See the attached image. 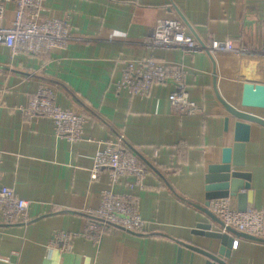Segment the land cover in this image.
<instances>
[{"label": "crops", "instance_id": "obj_1", "mask_svg": "<svg viewBox=\"0 0 264 264\" xmlns=\"http://www.w3.org/2000/svg\"><path fill=\"white\" fill-rule=\"evenodd\" d=\"M5 8L8 26L14 6ZM43 15L64 20L74 35L90 41L13 56L0 45V186L13 187L29 203L26 222L0 220V264H204L203 255L182 243L216 250L218 240L192 233L198 222H207L194 205L204 202L207 166L219 163L221 149L233 143L236 118L225 105L264 119V59L148 50L138 41L157 20L173 18L199 41L231 39L238 46L262 47L264 0H46ZM147 56L182 68L201 115L176 110L167 83H153L144 96L118 90L126 63ZM246 84L254 96L248 104ZM40 88L52 90L60 108L84 116L79 140L56 134L46 116L24 115ZM118 135L148 167L139 184L123 176L111 186L105 169L90 178L94 152ZM180 141L184 160L178 158ZM230 171L249 174L256 199L248 206L264 211V126L250 123L244 163ZM110 187L135 199L149 233L120 228H105L98 238L85 233L87 211L98 207ZM57 233H67L68 248L54 240ZM260 238H235L225 263L264 264V230Z\"/></svg>", "mask_w": 264, "mask_h": 264}, {"label": "built area", "instance_id": "obj_2", "mask_svg": "<svg viewBox=\"0 0 264 264\" xmlns=\"http://www.w3.org/2000/svg\"><path fill=\"white\" fill-rule=\"evenodd\" d=\"M45 1L0 0V45L7 47L12 56L18 53L37 54L41 51L63 48L70 43L90 41L88 37L74 35L64 20L44 16ZM6 3H12L14 6V17L8 26L3 24ZM138 43L148 50L177 48L184 54L203 51L210 55L225 53L264 59V46L249 48L238 46L231 39L208 38L206 41H199L186 33L180 20L173 18L157 20L147 38ZM155 82L172 86L167 98L176 110L186 115L203 113L202 107L189 97L182 68L167 65L152 56L128 61L117 88L125 89L130 95L144 96ZM53 96L52 90L40 88L24 109V115L46 116L52 121L56 134L70 141L79 140L85 123L84 116L74 109L60 108L55 104ZM100 169L108 172L111 186L119 182L123 176L134 177L135 182L139 184L148 172V167L141 158L126 146L123 135L108 140L103 148L94 152L90 169L91 180L97 177ZM28 206V201L19 197L13 187L0 186L1 221L26 222L25 213ZM208 209L223 222L224 227H231L256 237H261L263 234L264 211L262 209L248 206L244 211H240L231 197L210 200ZM87 213L91 220L86 226L85 233L87 235L95 233L97 238L105 228L121 227L124 231L144 234L150 231L149 222L140 215L135 199L128 195L115 194L111 187L102 191L98 207L88 210ZM55 235V241H60L66 248L69 247L67 233Z\"/></svg>", "mask_w": 264, "mask_h": 264}, {"label": "water", "instance_id": "obj_3", "mask_svg": "<svg viewBox=\"0 0 264 264\" xmlns=\"http://www.w3.org/2000/svg\"><path fill=\"white\" fill-rule=\"evenodd\" d=\"M244 94V103L253 102L254 96L250 84L244 86ZM225 108L231 117L236 118L232 135L233 143L231 146H225L221 149L219 163L207 166L204 174V202L202 205H194L206 216L207 222H198L192 231V233L204 238L218 240V245L214 252H210L190 243H182L192 253L197 252L203 255L205 257L204 264H226L224 260L229 258L235 238L263 241L260 237L237 231L231 227H224L223 222L208 209L212 199L234 197L236 198L237 209L244 211L248 204L252 205L256 199L255 191L250 189L249 174L230 171V167L231 165H243L245 142L250 137V123L264 126V119L230 105H225ZM223 122V128L226 130L229 117H224ZM117 228L122 229L121 227Z\"/></svg>", "mask_w": 264, "mask_h": 264}, {"label": "trees", "instance_id": "obj_4", "mask_svg": "<svg viewBox=\"0 0 264 264\" xmlns=\"http://www.w3.org/2000/svg\"><path fill=\"white\" fill-rule=\"evenodd\" d=\"M40 53H43L42 51L37 53V54H40ZM185 145L182 141L178 142L177 144V152H178V158L180 160H184L185 159V155H186V150H185ZM91 220V218H89ZM92 221H95V220H92Z\"/></svg>", "mask_w": 264, "mask_h": 264}]
</instances>
